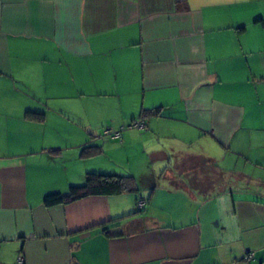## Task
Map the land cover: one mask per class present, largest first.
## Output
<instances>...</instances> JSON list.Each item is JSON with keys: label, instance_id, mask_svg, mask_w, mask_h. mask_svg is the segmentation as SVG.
<instances>
[{"label": "crops", "instance_id": "crops-1", "mask_svg": "<svg viewBox=\"0 0 264 264\" xmlns=\"http://www.w3.org/2000/svg\"><path fill=\"white\" fill-rule=\"evenodd\" d=\"M0 264H264V0H0Z\"/></svg>", "mask_w": 264, "mask_h": 264}, {"label": "trees", "instance_id": "trees-1", "mask_svg": "<svg viewBox=\"0 0 264 264\" xmlns=\"http://www.w3.org/2000/svg\"><path fill=\"white\" fill-rule=\"evenodd\" d=\"M157 110L158 107L155 109L143 110L141 111L139 119L144 120V117L148 114L156 115ZM27 114L32 118L35 117L34 112L33 113L27 112ZM120 137H121V133H120ZM120 137H114V138H120ZM98 149L99 147L94 145L85 146L82 148L83 151L86 150V153H94L98 151ZM127 191L133 193H136L138 191L136 179L132 175L88 172L85 174V179L82 184L70 185L65 193H61V192L48 193L44 195L42 202L45 206H52L56 204H67L89 195H114ZM141 198L142 197H138L137 201ZM143 207H138L139 208L138 211H141L142 210L141 208Z\"/></svg>", "mask_w": 264, "mask_h": 264}, {"label": "rangeland", "instance_id": "rangeland-1", "mask_svg": "<svg viewBox=\"0 0 264 264\" xmlns=\"http://www.w3.org/2000/svg\"><path fill=\"white\" fill-rule=\"evenodd\" d=\"M64 104L65 105H67V107L68 108H70L71 107V99L70 98H65V101H64ZM67 115V117L71 120V121H73L74 119H75V116H74V114H66ZM71 124V123H70ZM110 127V125H105L102 129H101V131L103 132V134H105L104 133V130H106L107 128H109ZM69 128H72V125H70V127ZM133 129H136V128H134V127H132ZM119 129V128H118ZM117 129H115V131H116ZM105 135H107V136H109V137H111V135H109V134H105ZM111 138H113V139H116V143L118 142V141H120V139L119 138H114V137H111ZM182 148L183 149H178V150H176V152L177 153H179V151H185L184 150V147L182 146ZM186 151H188V150H186ZM185 151V152H186ZM191 151L192 152H197L195 149H191ZM199 153V152H198ZM201 154V153H200ZM131 155V158L134 160V161H136V162H138V160H140V162H141V160H142V162H141V164H143L144 166H145V164L149 161L148 159H149V156H148V154H141V152L139 151V149H138V152H136V153H131L130 154ZM130 163L132 164V161H130ZM226 164V163H225ZM148 170H151V167L150 166H145ZM165 167H166V163H164V165L163 166H161L160 168H158V170H156L157 171V173H160V171H164L165 170ZM227 166H225V168H226ZM145 168V169H146ZM91 170H101V171H91V172H100V173H109V172H102V171H106L105 170V168L104 167H100V168H91ZM168 171H170V170H168L167 169V172ZM157 178H158V176H157ZM157 178H156V180H157ZM163 179H165L164 177L163 178H161V180L163 181ZM154 181V182H152L153 184H156V183H158L157 181ZM159 182V183H161V184H165V185H167L166 183H164V182ZM146 185H149V183H145L144 184V186L143 187H145ZM146 188H148V187H146ZM247 253V252H246ZM246 259V258H245ZM247 260V259H246Z\"/></svg>", "mask_w": 264, "mask_h": 264}, {"label": "built area", "instance_id": "built-area-1", "mask_svg": "<svg viewBox=\"0 0 264 264\" xmlns=\"http://www.w3.org/2000/svg\"><path fill=\"white\" fill-rule=\"evenodd\" d=\"M145 124H144V120L143 119H137V120H133L131 121V123L129 124V127H134V128H139V129H142L144 128ZM104 133L105 134H109L111 135L112 137H120V131H114L110 128H107L106 130H104ZM145 199L141 198L137 201V206L138 207H143L144 204H145ZM253 257V253L250 252V251H247L246 255H245V258L247 260H250L251 258Z\"/></svg>", "mask_w": 264, "mask_h": 264}]
</instances>
